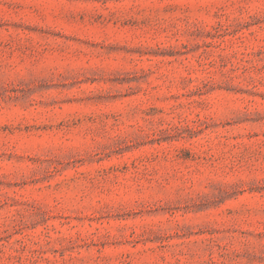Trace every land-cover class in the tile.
Here are the masks:
<instances>
[{
    "label": "rangeland",
    "instance_id": "rangeland-1",
    "mask_svg": "<svg viewBox=\"0 0 264 264\" xmlns=\"http://www.w3.org/2000/svg\"><path fill=\"white\" fill-rule=\"evenodd\" d=\"M0 264H264V0H0Z\"/></svg>",
    "mask_w": 264,
    "mask_h": 264
}]
</instances>
